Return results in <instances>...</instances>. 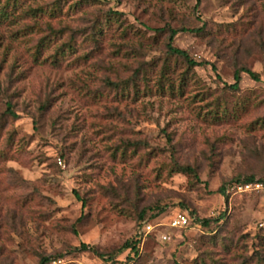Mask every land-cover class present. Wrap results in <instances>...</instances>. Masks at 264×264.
Masks as SVG:
<instances>
[{"label": "rangeland", "instance_id": "obj_1", "mask_svg": "<svg viewBox=\"0 0 264 264\" xmlns=\"http://www.w3.org/2000/svg\"><path fill=\"white\" fill-rule=\"evenodd\" d=\"M201 27L173 42L198 65L168 55L172 29ZM241 68L260 81L225 91ZM247 175L264 178V0H0V264H264Z\"/></svg>", "mask_w": 264, "mask_h": 264}, {"label": "trees", "instance_id": "obj_2", "mask_svg": "<svg viewBox=\"0 0 264 264\" xmlns=\"http://www.w3.org/2000/svg\"><path fill=\"white\" fill-rule=\"evenodd\" d=\"M199 5V2L197 3V6ZM204 27L201 28H196V29H186V28H182V29H172L171 30V34L169 37V42H168V55H174V56H178L183 58L184 60H186L188 62V65L190 67L196 66L198 65V61H196L194 58H192L189 53L186 50H183L177 46L174 45V39L175 37L178 35V33L180 31H190V32H198L201 33L203 31ZM215 69V67H213ZM247 72L249 73V75L256 81H260V77L257 73L249 70V69H245V68H241L236 70L235 75H234V83L232 84H228L224 86V90H229L230 92H236L240 90V82H241V72ZM9 112L13 115L16 116L15 113L11 110V107H8ZM175 168L177 171L180 172H185V173H189L190 175H192L196 181L201 182V179L198 175L197 169L190 165V164H180L178 162L175 163ZM235 181L238 183H245V184H250V183H255V182H261L264 184V178L263 179H256V177L254 175H247L245 177H236ZM219 191L222 194H226V187L223 185L220 187ZM150 208H145L143 209L140 213H139V220L143 223V227L145 226V224L148 222L147 220H145L146 214L148 211H150ZM163 210V209H161ZM154 216V215H152ZM224 217V214H222L221 216L217 217V218H206L203 219L202 222L204 225L208 226L212 221L215 222H220ZM140 245H141V239L137 238V239H132V240H128L124 243V245L119 249V252H122L124 250H129L130 253L133 254L132 257H130V255H128V257H130V261H134V259L139 256L140 254ZM81 248L83 249H87L89 248V245L86 243H82L81 244ZM91 248V247H90ZM93 249V247H92ZM101 256H104V254H100ZM110 257H113L112 255ZM52 261V259L50 257H45L43 256L38 264H50V262ZM130 264V263H129Z\"/></svg>", "mask_w": 264, "mask_h": 264}, {"label": "built area", "instance_id": "obj_3", "mask_svg": "<svg viewBox=\"0 0 264 264\" xmlns=\"http://www.w3.org/2000/svg\"><path fill=\"white\" fill-rule=\"evenodd\" d=\"M188 217L185 214H179V216L171 223L172 226H187L188 225ZM144 234H149L155 231V225L151 222H147L145 226L142 228ZM160 238L163 241H167L170 237L167 234H161ZM61 259H54L50 262V264H61Z\"/></svg>", "mask_w": 264, "mask_h": 264}]
</instances>
